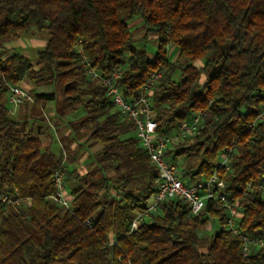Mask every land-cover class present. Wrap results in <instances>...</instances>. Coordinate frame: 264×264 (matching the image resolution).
<instances>
[{
    "label": "trees",
    "instance_id": "obj_1",
    "mask_svg": "<svg viewBox=\"0 0 264 264\" xmlns=\"http://www.w3.org/2000/svg\"><path fill=\"white\" fill-rule=\"evenodd\" d=\"M138 18L158 39L153 59L135 45L130 24ZM34 32L48 39L32 61L8 44ZM158 71L146 97L159 136L202 113L199 130L170 145L167 160L187 185L217 171L241 213V233L264 237V0H0V191H18L23 201L10 208L0 202V264H264L257 248L243 254L219 201L195 216L184 201L170 200L132 230L160 174L102 80L119 72L114 85L134 102ZM24 81L57 85L64 109L82 112L58 117L101 148L95 168L70 170L69 146H44L55 92H34L13 114L11 89ZM231 149L229 169H219ZM62 168L65 186H73L69 209L52 200ZM218 226L201 252V233Z\"/></svg>",
    "mask_w": 264,
    "mask_h": 264
},
{
    "label": "built area",
    "instance_id": "obj_2",
    "mask_svg": "<svg viewBox=\"0 0 264 264\" xmlns=\"http://www.w3.org/2000/svg\"><path fill=\"white\" fill-rule=\"evenodd\" d=\"M163 75L162 71L154 73L146 82L142 89L141 97L134 102L124 99L119 89L114 85V81L119 78V72H115L111 78L103 79V84L107 87V93L112 97L115 105L122 113L132 120L136 129L137 138L140 140L143 149L149 156L150 162L158 169L160 174V185L153 196V203L149 204L142 213H136L132 223V230H137L139 224L145 216L156 213L163 203L170 200H182L190 206L193 215H201L209 201H219L225 204L228 211L227 229L232 234L238 236L243 242V254H250L251 248H257L264 253V237H251L244 235L238 228L241 213L232 200L223 193L225 183L219 178L217 171L207 181H199L193 185H187L182 179L179 166L170 163L166 158V153L170 145L177 143L180 139H185L194 135L201 126L202 113L199 112L192 117L189 122L183 123L172 136L161 137L157 133L158 125L154 119L147 95L152 92L157 82ZM98 75L93 73L92 78ZM32 102L28 92L21 87L11 89L9 105L11 109L18 108L25 101ZM264 119V108L258 120ZM233 149L222 156L219 169H229V161ZM55 194L52 200L63 208L69 209L72 198L67 196L65 186V169L62 168L55 173L53 178ZM262 188V187H261ZM0 202L3 206L10 208L20 205L23 201L18 191H0ZM87 225H90L87 222Z\"/></svg>",
    "mask_w": 264,
    "mask_h": 264
},
{
    "label": "rangeland",
    "instance_id": "obj_3",
    "mask_svg": "<svg viewBox=\"0 0 264 264\" xmlns=\"http://www.w3.org/2000/svg\"><path fill=\"white\" fill-rule=\"evenodd\" d=\"M130 27L132 29V34L135 40V45L138 49L146 50L148 53V56L150 59H153L154 56L157 53V46H158V39L154 34H147V27L145 26L143 20L141 18H138L134 20ZM48 37L43 35H39L36 32L32 35L25 36L22 38V40L11 42L10 45L12 48H14L15 51H18L19 53H22L25 56H28L32 61L36 60V55L39 51L43 50L44 44L47 41ZM170 57L172 60H175L178 51L174 48H171L169 50ZM11 53H9L10 55ZM33 89L31 91L25 90V92H28V95L32 97V94L34 92H42V93H50L55 92L57 94L59 103H52L48 106L46 110V116H47V124L49 126V130H43L41 134V139L44 143V146L49 148L52 147L53 152H57L60 149V143L65 147L66 145L70 147L71 156L73 159L74 164L71 166H68L70 170H75L76 172L80 173H87L88 171L92 170L96 167L95 164V153L96 149L95 146L91 142L87 140V137H84V135L75 136L67 127V120L66 118H59L58 116L62 114H70L69 110H65L64 106L62 104V90L55 84H48L45 86H40L35 88V86L32 84ZM11 107V106H10ZM25 110L24 107L19 106L18 109H12L13 114L17 116L18 112L20 110ZM60 112H59V111ZM22 112V111H21ZM24 112L20 116H24ZM82 114L81 111H78L75 114H70L67 117L69 119H76ZM18 117V116H17ZM64 117V116H60ZM53 119V120H52ZM37 130L35 129V133ZM79 140V143H82V149H80L79 143L77 142ZM60 141V143H59ZM75 145V146H73ZM74 157V158H73ZM69 161V160H68ZM180 165V163H179ZM181 170V169H180ZM112 172H109V175L112 176ZM195 184V183H193ZM67 192L69 193L73 186L71 183H66ZM153 203V198L149 200V204ZM220 231V226H218L216 229L206 231V233H201V235H204V240L200 245L201 252H207L209 249V246L211 244L212 237ZM208 239V240H207Z\"/></svg>",
    "mask_w": 264,
    "mask_h": 264
},
{
    "label": "crops",
    "instance_id": "obj_4",
    "mask_svg": "<svg viewBox=\"0 0 264 264\" xmlns=\"http://www.w3.org/2000/svg\"><path fill=\"white\" fill-rule=\"evenodd\" d=\"M45 45V44H44ZM32 84L29 82V81H24L20 86L24 89V90H27V91H31V89H33V86H31ZM16 110L18 109V108H15ZM20 110V109H19ZM12 112H13V110H12ZM20 114V111L18 112V114H17V116ZM46 119H47V116H46ZM53 120V119H52ZM50 129V128H49ZM48 129V130H49ZM49 132H50V130H49ZM59 143H60V141H59ZM78 143H79V140H78ZM79 144H81V143H79ZM60 146H61V143H60ZM73 146H75V145H73ZM95 149L97 150V151H99L101 148L99 147V146H95ZM96 151V152H97ZM66 194H67V196H69L70 197V194L68 193V192H66ZM214 228V227H213ZM209 230H211V229H209ZM208 230V231H209Z\"/></svg>",
    "mask_w": 264,
    "mask_h": 264
}]
</instances>
